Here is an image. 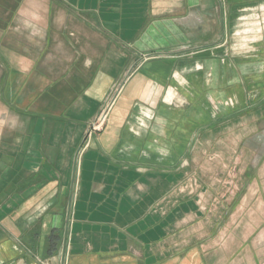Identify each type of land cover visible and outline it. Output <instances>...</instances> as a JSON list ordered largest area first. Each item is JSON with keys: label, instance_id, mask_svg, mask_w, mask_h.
<instances>
[{"label": "crops", "instance_id": "0c3cea01", "mask_svg": "<svg viewBox=\"0 0 264 264\" xmlns=\"http://www.w3.org/2000/svg\"><path fill=\"white\" fill-rule=\"evenodd\" d=\"M263 14L264 0H0V264H252L215 237L185 164L215 143L198 133L264 101Z\"/></svg>", "mask_w": 264, "mask_h": 264}, {"label": "rangeland", "instance_id": "374dc122", "mask_svg": "<svg viewBox=\"0 0 264 264\" xmlns=\"http://www.w3.org/2000/svg\"><path fill=\"white\" fill-rule=\"evenodd\" d=\"M263 19L264 14L260 16L262 23ZM241 113L239 118L230 116L236 121L214 133L213 138L198 133L199 143H215L190 149L197 158L185 166L197 170L199 184L208 190L203 204L213 205L214 219L219 220L215 237H222L228 247L244 251L252 264L253 258L264 264V101ZM217 208L225 212L218 213Z\"/></svg>", "mask_w": 264, "mask_h": 264}, {"label": "built area", "instance_id": "2783aa9c", "mask_svg": "<svg viewBox=\"0 0 264 264\" xmlns=\"http://www.w3.org/2000/svg\"><path fill=\"white\" fill-rule=\"evenodd\" d=\"M106 110L103 111V113L101 114V116L98 118L97 122L93 124V130H98L102 124L105 123V120L108 116V112H109V109L108 108H105ZM89 136L91 137V133L89 134Z\"/></svg>", "mask_w": 264, "mask_h": 264}]
</instances>
